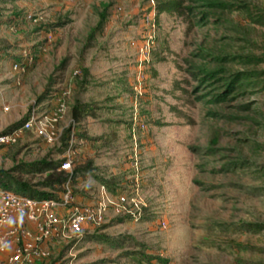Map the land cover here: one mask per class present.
Wrapping results in <instances>:
<instances>
[{"label": "rangeland", "instance_id": "rangeland-1", "mask_svg": "<svg viewBox=\"0 0 264 264\" xmlns=\"http://www.w3.org/2000/svg\"><path fill=\"white\" fill-rule=\"evenodd\" d=\"M130 1L0 0V51L34 57L21 73L0 61V133L33 111L48 115L56 97L66 105L55 141L26 133L0 149V172L44 182L50 173L18 168L66 161L68 148L58 151L72 128L68 172L93 163L71 183L73 197L94 203L100 186L138 189L145 204L139 220L111 214L72 249L80 238L47 244L39 264H264V0H183L182 15L155 10L141 70L148 4ZM158 1L166 0L155 9ZM26 13L44 18L49 45L40 26L6 22ZM120 26L130 39L98 33L86 49L91 28ZM82 62L94 74L86 87L74 78ZM78 101L87 108L76 119Z\"/></svg>", "mask_w": 264, "mask_h": 264}, {"label": "built area", "instance_id": "built-area-1", "mask_svg": "<svg viewBox=\"0 0 264 264\" xmlns=\"http://www.w3.org/2000/svg\"><path fill=\"white\" fill-rule=\"evenodd\" d=\"M147 4L148 10L141 18V43L137 47L140 70L150 60L157 31L155 0H147ZM22 21L24 26L36 27L44 18L26 13L21 21L17 20L14 24ZM44 39L49 45L53 37L47 32ZM22 54V61L12 66L20 73L34 62L29 51ZM65 111V101L61 96L56 97L48 115L38 117L33 111L20 126L1 133L0 149L15 145L26 133H33L46 143L55 141L61 134L57 125ZM71 149L72 143H69L68 158L61 164V169L66 172L71 169ZM141 207L145 204L138 189L130 193L111 194L105 186H100L94 203L74 205L70 180L64 183L55 199H35L0 187V264H39L49 256L47 244L68 242L81 235L86 228L101 227L111 214L137 221L142 215ZM160 225L165 228L164 222Z\"/></svg>", "mask_w": 264, "mask_h": 264}, {"label": "trees", "instance_id": "trees-1", "mask_svg": "<svg viewBox=\"0 0 264 264\" xmlns=\"http://www.w3.org/2000/svg\"><path fill=\"white\" fill-rule=\"evenodd\" d=\"M183 0H166V1H158L156 4V12L157 13H166V14H174L177 13L179 15H182V11L184 10V7H182ZM39 31H45L47 32L48 29L46 27H38ZM86 71L84 69H80V73H85ZM84 105H80L79 103H76V105L73 108V117L77 119L79 115H81L85 110ZM89 108V107H88ZM86 111V110H85ZM27 119V118H26ZM25 119V120H26ZM24 120V121H25ZM24 121L21 123H18L12 127H10L7 131H4L2 133H7L14 128L20 126ZM1 134V133H0ZM72 134V128H67L63 130L62 136H61V145L62 149H60L58 152L59 154H62L65 152V150L69 147L68 143L70 141V136ZM65 161V159L59 161V162H50L47 160H42L40 162L34 163L32 165H28V167H20L18 170L22 174H44V173H50L46 180L42 183H38L36 185H30L25 182H21L18 179L12 177L8 173L0 172V187L6 190H9L13 193L25 195L31 198L35 199H48L53 198L55 199L57 197V193H49L45 191H38L39 188L42 190H54L56 186H62L64 183H66L68 180L72 183L75 178H77L80 174H83L84 172H89L90 167L93 163L87 162V164L84 167H77L72 172H66L61 169V164ZM104 236H102L103 238ZM100 239V238H99Z\"/></svg>", "mask_w": 264, "mask_h": 264}, {"label": "crops", "instance_id": "crops-1", "mask_svg": "<svg viewBox=\"0 0 264 264\" xmlns=\"http://www.w3.org/2000/svg\"><path fill=\"white\" fill-rule=\"evenodd\" d=\"M71 1V0H70ZM126 2L128 3V6L130 7L131 6V1L130 0H126ZM118 5H120V3H118ZM122 8H124L123 6H122ZM122 8L120 9L119 8V11L120 10H122ZM118 11V10H117ZM132 11L134 12V11H136L135 10V8H133L132 9ZM131 11V15L133 14V12ZM116 12V11H115ZM120 15H122L123 13H119ZM17 20H19L18 18H14V17H9L7 20H6V22H8L9 21V24H14V23H16V21ZM121 21H120V25L122 24V18L120 19ZM20 23V22H19ZM18 22H17V25H20ZM23 25V24H22ZM28 26V25H27ZM30 27V26H29ZM98 33H100V35H106L107 37L108 36H112V35H114L115 33H117L116 35L117 36H122V37H124V39L125 38H127V39H130V32H129V30H127V29H124V28H122L121 26L120 27H118L117 29H114L113 27H105V28H103V29H98V28H91L90 30H89V32H88V34H87V36H86V41H85V46H86V49H87V47H92V46H94L95 45V43H96V45L98 44V42H100V40H99V38H97V35H98ZM129 37V38H128ZM126 45V44H125ZM2 53V55H1V57H0V61H8L9 62V64L11 65V66H13V64H15L16 62H21L22 61V56H21V53H19V55H16V56H18L17 58H14V57H12V56H14L15 54H16V52L15 53H13L12 51L10 52V51H8V52H1ZM8 53V54H7ZM13 69V68H12ZM82 69H84L86 72L85 73H80V76L78 75V76H76V77H74L75 78V80H76V82L77 81H81V82H83L82 84H83V86L84 87H86V84H87V80L91 77V78H94V74L91 72V65H86L85 64V62H82ZM78 83V82H77ZM82 86V85H81ZM83 87V88H84ZM84 91V90H83ZM82 91V92H83ZM78 103L80 104L81 102H79L78 101ZM85 104V103H84ZM82 201V200H81ZM73 202H74V205H89V204H92V203H90V202H85V203H81L80 201H79V198H77V197H73ZM105 224H103L102 226H104ZM101 226V227H102ZM101 227H98V228H86L83 232H82V234L81 235H79L78 237H75L74 239H76V238H80L79 240H77V241H75L74 242V244H72V245H70L68 248H70V249H72V248H74V245H75V243L76 242H78V241H82V239L83 238H85V236H83V235H87V234H90L91 232H93V231H95L96 229H98V230H100V228ZM102 239V237H98L97 239ZM104 239V238H103ZM67 243V242H66ZM66 243H63L64 245L66 244ZM56 246V245H55Z\"/></svg>", "mask_w": 264, "mask_h": 264}]
</instances>
